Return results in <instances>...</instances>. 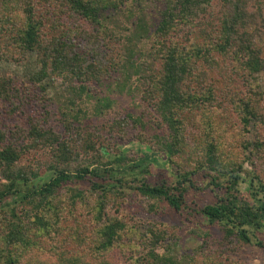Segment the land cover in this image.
Masks as SVG:
<instances>
[{
	"label": "trees",
	"instance_id": "trees-1",
	"mask_svg": "<svg viewBox=\"0 0 264 264\" xmlns=\"http://www.w3.org/2000/svg\"><path fill=\"white\" fill-rule=\"evenodd\" d=\"M38 1L55 8L40 15ZM218 1L215 24L208 20L215 0H0L4 59L20 62L33 52L38 64L26 81L0 76V111L6 112L0 124V264H228L229 257L221 255L223 243L246 244L263 230L264 174L254 162L264 159V100L255 77L264 61L254 40L264 35V0ZM128 3L140 13L132 36L137 39L148 33L144 8L159 12L151 54L161 67L147 76L144 98L167 129L166 135H154V146L180 177L173 185L140 181L134 189L149 212L157 211L153 200L181 212L195 186L192 177L203 172L210 178L213 201L197 213L217 223L224 241L204 233L191 253H173L180 228L132 217L124 188L105 181L110 164L123 166L126 157L105 159L95 143L74 135L72 121L84 114L80 105L85 98L95 100L97 114L111 107L109 96L91 93L94 85L109 80L121 66L126 79H114L109 86L123 92L139 71L133 49L105 22ZM55 12L73 19L75 26L51 17ZM249 25L254 28L248 30ZM216 55L231 58V72L243 91L234 87L229 66ZM51 77L64 93L65 135L47 122V107L46 116L25 112L29 98L51 101L42 85ZM228 106L242 131L258 127L252 143L244 133L238 141L230 133L229 155L217 134L221 126L215 125H224ZM38 150L47 157H33ZM246 156L251 170L243 168ZM47 173L48 178L33 183ZM81 182L87 185L79 187ZM242 182L248 184L247 196L241 193ZM11 195L17 206H5ZM256 244L264 246L261 240Z\"/></svg>",
	"mask_w": 264,
	"mask_h": 264
},
{
	"label": "rangeland",
	"instance_id": "rangeland-1",
	"mask_svg": "<svg viewBox=\"0 0 264 264\" xmlns=\"http://www.w3.org/2000/svg\"><path fill=\"white\" fill-rule=\"evenodd\" d=\"M22 1V0H20ZM38 1L36 9H40L38 12L40 15L45 13V9H54L55 6L44 5ZM220 6V2L215 0L213 7L210 8V22L217 23L216 16L217 10ZM43 7V8H42ZM55 11V10H54ZM107 11H105L106 13ZM51 16L53 18H59L60 21H65L70 24L73 19L67 18L65 14H56ZM109 13V12H107ZM137 6L128 3L121 12L117 14H110L105 22L109 28H112L121 35L123 45L131 47L133 49V58L139 65V71L137 74L132 75L129 80L126 81L128 90L119 92L115 89L116 85L109 83L117 79H126L122 73L124 67L111 72L110 79L105 80L103 84H96L91 90L93 95L98 96H109L113 102L111 107L105 110L102 114H97L94 111L95 100L84 99L80 105L84 111L80 115L79 121H72V126L75 129L74 135L78 132L81 136L86 137L92 143H95V147L99 149V153L103 154V157L110 161L115 160L119 155L126 157L127 162L123 166L112 163L110 164V170L105 174V181L110 184H117L124 188L126 195L130 201L129 214L133 217L143 216L149 217L150 219L156 220L157 222H165L167 225H175L181 229L180 239L173 247V253L188 252L197 247L200 242L202 235L208 233L213 240L218 242L224 241L222 231L218 227L217 223H211L197 211L206 203H211L214 198V192L211 190L210 178L205 176L203 172H199L192 177L194 179V185L189 189V192L184 197V204L186 209L181 212H177L170 208L167 203L163 200H153L157 203V211L149 212L146 210L144 205V198L134 189L140 181H146L151 185L167 184L173 185L176 183L178 177L174 174V167L171 163H167L165 156L161 151L156 150L153 137L154 135H166L167 129L165 123L161 117L157 115L150 107V104L144 98V91L148 87L147 76L151 73H157L161 67V62L151 54V44L153 43V36L157 24L160 21L159 12L156 8H144L142 14L145 16L148 23V33L141 39L132 37L134 32V25L139 16ZM49 15V13H47ZM46 17V16H45ZM50 18V17H49ZM48 18V19H49ZM207 20V19H206ZM50 25L48 20H45V25ZM71 25V24H70ZM2 26V25H1ZM74 27L73 25H71ZM248 30L254 28L253 25L247 26ZM47 31V29H43ZM254 44L260 51V56L264 61V35L258 34L254 40ZM4 53L0 46V76L1 77H13L26 81L27 77L38 70V64L36 63V55L33 52H28L24 59L20 62L8 61L4 59ZM216 57H220L216 55ZM225 65L229 66V72L232 70L233 62L228 56L220 57ZM125 58L120 59V63ZM124 66V65H123ZM231 77L235 79L236 85L234 86L239 91H243L245 88L239 78L231 72ZM258 80L259 90L262 93L264 100V62L261 70L255 74ZM42 85L45 87V96L49 97L51 101L42 103L36 98L28 99L25 112L41 113L45 115V107L48 110L47 122L56 132L65 135V128L63 124L62 111L64 109V93L59 83V80H55L53 77L47 78L42 81ZM34 87V86H32ZM32 88V93L35 91ZM38 89V88H36ZM42 94V93H41ZM39 94V95H41ZM230 110H227L224 119V125L215 124L218 129V135L225 143L223 145L225 153L228 154L230 148L229 143H232L233 138H228L231 133L234 139L244 133L245 139L247 138L250 143L255 141V136L258 133L257 128L253 125L249 126L248 131H242L238 115L228 106ZM38 115V114H37ZM131 115V116H129ZM6 112L0 111V124L3 121ZM46 116V115H45ZM219 126V127H218ZM190 127V126H189ZM81 136H78L81 138ZM238 141V139H235ZM76 147V143H74ZM252 146V145H251ZM250 146V148H251ZM39 149V148H38ZM45 152L38 150L34 153L33 157L40 158L39 160L45 159L47 156ZM248 154V153H246ZM245 154V155H246ZM243 163V168L251 170L253 165L249 159ZM185 162V160H182ZM258 168L262 169L264 174V159L260 156L254 162ZM186 164V162H185ZM49 173L44 175L42 178L35 180L33 183L39 184L43 180L49 177ZM243 176L244 174L241 173ZM79 187L87 185L86 183H77ZM246 187L247 182L240 183L241 193L247 196ZM15 195H11L5 200V206H14ZM17 206V205H16ZM252 242L246 244H231L227 245L223 243L222 256L226 259L228 264H264V246L256 244L258 240L264 242V228L263 230L255 231L251 235Z\"/></svg>",
	"mask_w": 264,
	"mask_h": 264
}]
</instances>
